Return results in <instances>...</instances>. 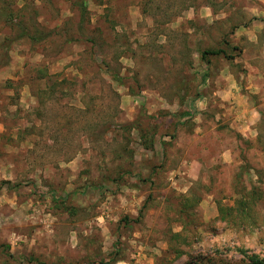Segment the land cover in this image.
<instances>
[{"label": "rangeland", "instance_id": "obj_1", "mask_svg": "<svg viewBox=\"0 0 264 264\" xmlns=\"http://www.w3.org/2000/svg\"><path fill=\"white\" fill-rule=\"evenodd\" d=\"M263 22L0 0V264H264Z\"/></svg>", "mask_w": 264, "mask_h": 264}, {"label": "trees", "instance_id": "obj_2", "mask_svg": "<svg viewBox=\"0 0 264 264\" xmlns=\"http://www.w3.org/2000/svg\"><path fill=\"white\" fill-rule=\"evenodd\" d=\"M223 53L222 51L218 50V51H203L201 53V57L203 58L206 55H211V56H217L219 54ZM119 260V259H118ZM117 259H114V262L118 261ZM251 263L252 264H262L261 261H257L254 257L250 258Z\"/></svg>", "mask_w": 264, "mask_h": 264}, {"label": "crops", "instance_id": "obj_3", "mask_svg": "<svg viewBox=\"0 0 264 264\" xmlns=\"http://www.w3.org/2000/svg\"><path fill=\"white\" fill-rule=\"evenodd\" d=\"M244 30H245V32H247L248 39L250 40V42H254L256 40V38H257L256 34L254 33V30H255L254 23L251 22V24H249L248 27L244 28Z\"/></svg>", "mask_w": 264, "mask_h": 264}]
</instances>
